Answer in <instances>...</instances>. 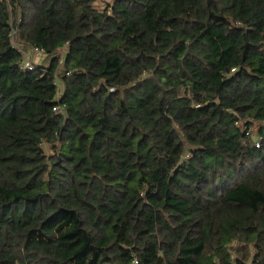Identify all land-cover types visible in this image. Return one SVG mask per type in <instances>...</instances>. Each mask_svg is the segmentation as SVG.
Segmentation results:
<instances>
[{
	"label": "trees",
	"instance_id": "16d2710c",
	"mask_svg": "<svg viewBox=\"0 0 264 264\" xmlns=\"http://www.w3.org/2000/svg\"><path fill=\"white\" fill-rule=\"evenodd\" d=\"M0 264H264V0H0Z\"/></svg>",
	"mask_w": 264,
	"mask_h": 264
},
{
	"label": "rangeland",
	"instance_id": "374dc122",
	"mask_svg": "<svg viewBox=\"0 0 264 264\" xmlns=\"http://www.w3.org/2000/svg\"><path fill=\"white\" fill-rule=\"evenodd\" d=\"M95 6L98 9H102L103 4L99 2V3H96ZM37 54L39 53L37 52ZM43 148L46 152H48V148H46L44 145H43ZM30 250L31 252L35 254L34 256H36L38 259H44V258H49V257L56 258V259L61 258V244L32 247Z\"/></svg>",
	"mask_w": 264,
	"mask_h": 264
},
{
	"label": "built area",
	"instance_id": "2783aa9c",
	"mask_svg": "<svg viewBox=\"0 0 264 264\" xmlns=\"http://www.w3.org/2000/svg\"><path fill=\"white\" fill-rule=\"evenodd\" d=\"M40 51H41V50H40ZM40 51H39V50H35L36 54H37V52H38V53H41ZM27 58H28V56L25 57L24 64H25L26 66H29V61L27 60Z\"/></svg>",
	"mask_w": 264,
	"mask_h": 264
}]
</instances>
